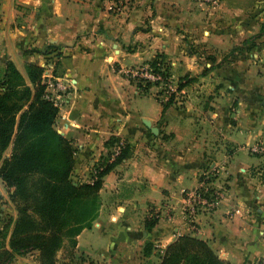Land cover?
Segmentation results:
<instances>
[{
	"label": "crops",
	"instance_id": "obj_1",
	"mask_svg": "<svg viewBox=\"0 0 264 264\" xmlns=\"http://www.w3.org/2000/svg\"><path fill=\"white\" fill-rule=\"evenodd\" d=\"M111 2L0 0V78L5 63L11 61L29 86L27 64L43 68V83L50 79V71L66 82V90L46 86V92L58 106L54 128L70 141L75 168L84 172L92 167L93 158L109 161L110 157L112 162L116 136L130 145L122 161L136 169L128 170L131 177L121 185L135 181L131 185L136 193L121 197L116 191L120 182L104 184L102 189H109L108 201H112L110 210L103 213L100 208L92 226L76 236L74 253L92 258L80 264H159L158 254L180 235L204 240L229 264H259L264 260V156L250 153L248 147L264 140V54L250 53L255 58L242 67L241 54L224 58L221 51L236 48L260 29L258 24L211 22L204 37L202 12L195 9L194 0H130L121 2L117 14L107 6ZM213 2L222 18L228 14L235 22L246 10L234 0ZM248 5L264 11V0H250ZM222 25H230L231 30ZM177 28L189 32L186 39L178 36ZM48 45L57 46L60 56L57 51L44 54ZM193 45L206 49V62H211L204 64L206 72H200L198 63L188 62L192 57L185 50L190 52ZM260 47L264 49V44ZM158 54L172 60L179 78L188 74L232 79L236 83L226 87L219 83L218 88V93L223 90L232 96L206 101V117L201 119L186 117L174 105L164 109L156 103L149 114L141 99L133 98L136 90H130L122 71ZM220 58L223 63H218ZM184 87L179 91L185 93ZM187 104L186 109L197 108L192 101ZM195 124L206 132L194 133ZM10 153L11 146L2 156ZM114 165L105 174L107 180L113 178ZM205 168L206 173H214L212 186L220 192L219 202L190 224L182 193L197 186ZM142 178L144 183L138 184ZM149 208L159 211L151 227L147 226ZM16 216V206L0 178V230L6 218L14 222ZM32 251L34 255L20 256L12 264H41L38 252Z\"/></svg>",
	"mask_w": 264,
	"mask_h": 264
},
{
	"label": "trees",
	"instance_id": "obj_2",
	"mask_svg": "<svg viewBox=\"0 0 264 264\" xmlns=\"http://www.w3.org/2000/svg\"><path fill=\"white\" fill-rule=\"evenodd\" d=\"M261 35H264V24L256 37ZM56 47L48 45L43 53L57 51L56 55L60 56ZM158 63L156 59L149 62L154 69H159ZM42 73L43 68L26 65L31 87L14 64L7 61L0 78V178L17 210L8 247L3 242L7 234L0 232V264H8L14 253L32 250L38 252L41 264H57V252L65 246V241L74 247L76 236L90 228L96 219L101 176L112 167V163L108 164L92 183L74 184L70 179L74 149L54 128L58 106L46 97ZM170 104L171 100L163 108ZM9 146L10 155L3 157ZM45 147L56 152L52 164L42 155ZM126 152L123 149L113 164ZM154 223L155 220H148L147 226ZM158 257L159 264H229L204 240L190 235L178 236Z\"/></svg>",
	"mask_w": 264,
	"mask_h": 264
},
{
	"label": "rangeland",
	"instance_id": "obj_3",
	"mask_svg": "<svg viewBox=\"0 0 264 264\" xmlns=\"http://www.w3.org/2000/svg\"><path fill=\"white\" fill-rule=\"evenodd\" d=\"M111 3H108L107 6H111L113 12L115 14L117 13H121V3H118L116 1L111 0ZM130 0H120V2H122L123 4L126 2L128 3ZM234 1H238L241 3V5L243 7H246L245 13L243 14V16L239 19V21L237 20V22L232 21V17L228 14H226L224 16V18H222L223 16H221L222 14L219 11V8L217 7L216 3L213 2V0H194V4H195V9L200 10L202 13V20L199 22L204 23L205 25V32L202 33V36H206V24H211V22H219L220 24H258V26H256L257 28H261V25L264 24V14L262 12L263 8H254L252 7V9L250 8V6L248 5L250 3V0H234ZM211 2V3H210ZM119 6L120 9L116 10L115 8ZM106 6V10L108 11V7ZM115 9V10H114ZM207 9V11H206ZM199 11V12H200ZM219 12V15L216 14V12ZM222 12V11H221ZM215 15V16H213ZM223 26V25H222ZM226 29H230V25H224L223 26ZM232 28V27H231ZM231 30V29H230ZM177 32H178V36L180 38H187V32L184 28H177ZM260 32V29L254 33L251 34L250 36L246 37V39H244L239 45H237L236 48H234V45H232V47H228L227 49L225 48H221V51H225L223 53L224 58L229 56V57H233L234 54L240 55V61L242 64V67L244 66L243 64L249 63L247 62V60L251 59V58H255L254 55H249L250 53L254 52V53H260V54H264V49L262 47H260L261 44H264V35H261L260 37H256V35ZM229 34V33H228ZM230 36V35H229ZM230 38V37H229ZM254 43V44H252ZM259 48V50L257 49ZM189 49L191 50L190 52L185 50V54L187 53L189 55V57H192V59H190V61H188L189 63L193 64V65H197L196 63H198L199 65H201L200 67V72H206V59L207 58V53H206V49H204L203 47H195L194 45L189 47ZM237 49H240V51ZM250 49H254V50H250ZM231 51V52H230ZM197 53L199 55H197ZM186 54V55H187ZM156 59L159 63V69H154L149 62H151L152 60ZM112 58H108V62H111ZM171 61L166 55L164 54H158L156 55L154 58L150 59V60H146L143 61V63L141 64H137L135 66H131V67H126V69H124L122 71V76L124 78H126L129 81V84L132 86V88H130V90H136L135 92L132 91V95L133 98H140L142 104L146 107V109H150L148 112L150 114V112H152L151 110V106L152 104H158L159 106L165 105V103L169 100H171V104L170 105H174L173 109H177L180 111H185L186 113V117H191L192 119L194 118H198L201 119L204 116L206 117V101L210 102V100L212 99H218V98H223L224 96H232V94L229 92L228 94H226L223 90L222 92L224 93H218V88L220 87V84H223V87H226L228 84L232 83H236L235 81H233L232 79H227V78H222V76L217 75V76H210L207 77L206 79H200V78H190L189 75H183V77H178L177 73L174 72V70H172V65H171ZM229 61H234L233 59H229ZM247 62V63H246ZM208 63H211L208 60ZM207 63V64H208ZM218 63H223L220 61ZM227 63V62H226ZM253 63V61H252ZM216 61L214 63V65H216ZM159 72L160 74H162V78H164V80L158 81V80H154L150 77L151 73L155 74V72ZM182 70H179V72H181ZM51 72V76H50V80L53 81L55 80L56 77H54L52 74L53 72ZM174 74H176L175 76H173ZM145 78H150V80L145 79ZM225 79H227L226 81H224ZM184 80V81H182ZM238 83V82H237ZM46 84V83H45ZM190 84V86H194L193 89L192 87H190L191 89H187L184 86ZM46 86H50L49 84ZM179 86L181 87L179 89ZM199 86H201L199 88ZM182 87H184L185 93L179 91L182 89ZM212 93V94H211ZM223 94V95H222ZM51 96V94H50ZM51 99V97H50ZM231 101L233 100V97H230ZM53 100V99H52ZM54 101V100H53ZM188 101H192L197 108L193 109V108H187ZM167 105V106H170ZM138 108V106H137ZM165 109V108H164ZM194 112V114H191L189 112ZM188 112V114H187ZM148 114V115H149ZM152 115V114H151ZM158 116V123L161 120L160 117L161 116V112L160 114L157 115ZM156 117V116H155ZM141 123H140V125ZM202 127L199 129V126H197L195 124L194 126V133H199V132H206V130H203ZM169 135V134H168ZM141 138V136H140ZM167 139V138H166ZM165 140V139H164ZM48 142H51L48 141ZM137 143H139L137 141ZM260 144H264V140H257L254 141L253 144H251L248 147V150L250 151V153L254 154V155H258V156H264V152H260L262 154H257L256 152L252 151L254 150V148H257ZM129 144H127V141L123 140L122 138L119 137H115L114 140V160L115 158L120 154V152L123 149H127L129 148ZM132 147H135V145L131 144ZM10 147V146H9ZM8 147V148H9ZM7 148V149H8ZM6 149V150H7ZM5 150V151H6ZM4 151V152H5ZM4 154V153H3ZM43 157L45 159L48 160L49 164L53 163L54 160L56 159V152L55 150H51L48 147H45V150L42 153ZM106 157L104 160H101V158H98L96 160H94V158L91 161L92 167H89L88 169L84 170V172L79 171V167L76 166L75 168V163L76 160L74 159V164L73 167L71 169L70 172V179L73 181L74 184H84V183H92L96 176L98 175V173L102 170H104L106 168V166L110 163L113 164V161L111 162V158L109 157V161H106ZM121 161V162H120ZM118 163H116V165H114V175L113 178H111V180H107L106 179V175H102L101 176V186L99 189V196H100V203H99V209H98V214L100 211V208L103 210L104 212H108L109 209V205L112 201H108L110 199V197L108 196L109 194V189H102L104 188V184H108L110 182H120L117 186H119V188H116V191L119 193L118 196L121 195V197H126L125 194L127 193H136V189H132V185L131 184H135L136 182L133 181L132 183H127L128 185L125 184V186H122L121 184L124 183V181L126 182L127 178L131 177V174L128 173V170L131 172L132 170L136 169L134 165H130V163H124V161H122V159L120 160ZM78 162V161H77ZM124 165V167H126V170L124 172L123 168L121 165ZM118 168V169H117ZM137 172V171H136ZM207 174V175H206ZM214 173L208 172L206 173V168L204 170V172L202 174H200V178L199 181L197 183V186L195 188L186 190L182 193V201H183V210L187 216V218L189 219V223L190 224H195V222H197L196 220H199L198 216L199 215H206V211H211V210H206V204H196L194 205L195 209L194 210H190V206L187 202V198L189 195H191L194 191V189H197V193L200 197L202 198H206V181H208V189H211L212 192L215 191L214 193L217 192L218 194V199H219V191L217 189H215L212 186V179H214ZM143 178L140 181V183L138 184H143ZM136 186V185H135ZM125 187V188H124ZM102 189V190H101ZM113 206V205H112ZM214 209V208H213ZM158 209L155 208H149L148 209V215L147 218L148 220H155V223L157 222V218L154 217L156 214H159V211H157ZM98 216V215H97ZM6 221H3V228L0 230V232L7 234L6 237L3 239V242L5 244V246H8V240H9V234L13 225V220L10 218H6ZM147 220V221H148ZM154 223V224H155ZM74 247L70 246L68 244V241H65V246L62 248V252H60L58 254L57 257V261L59 262L58 264H80L81 261H85L87 259L92 260V258H87V256L85 257V254L83 253V255H78V253H74ZM33 251H28L24 254H13L10 262L8 264H12L14 263L20 256L21 259H27L29 258L31 255L33 254ZM2 259H4L2 257ZM92 263V262H91ZM260 263V262H259Z\"/></svg>",
	"mask_w": 264,
	"mask_h": 264
},
{
	"label": "built area",
	"instance_id": "obj_4",
	"mask_svg": "<svg viewBox=\"0 0 264 264\" xmlns=\"http://www.w3.org/2000/svg\"><path fill=\"white\" fill-rule=\"evenodd\" d=\"M116 1V0H113ZM118 3H121L120 0L117 1ZM117 8H115L116 10H119L120 7L116 5ZM111 8V7H110ZM113 8V7H112ZM111 8V9H112ZM114 9V10H115ZM47 68V69H46ZM46 72H48V70L50 69L48 66L45 67ZM51 76V75H50ZM162 74H160L159 72H155V74L151 73L150 77L154 80H164V78H162ZM150 80V78H145ZM45 83L48 85H50L52 88L58 89V90H66L67 89V84L66 82L62 79V78H55V80L51 81L50 79L45 81ZM46 97L50 99V94L47 92ZM51 99H53L51 97ZM254 152H256L257 154H262L264 152V144H260L257 148H254V150H252ZM262 152V153H260ZM207 175V174H206ZM208 181H206V198H202L198 195L197 193V189H194L193 193L191 195L188 196L187 198V202L190 206V210H194L195 207L194 205L196 204H206V210H212L213 208H215L219 202L218 199V194L217 192L214 193L215 191L212 192L211 189H208ZM154 217L157 218V216L155 215ZM259 264H264V260H262Z\"/></svg>",
	"mask_w": 264,
	"mask_h": 264
},
{
	"label": "water",
	"instance_id": "obj_5",
	"mask_svg": "<svg viewBox=\"0 0 264 264\" xmlns=\"http://www.w3.org/2000/svg\"><path fill=\"white\" fill-rule=\"evenodd\" d=\"M145 123H146L147 125H149V121H145Z\"/></svg>",
	"mask_w": 264,
	"mask_h": 264
}]
</instances>
